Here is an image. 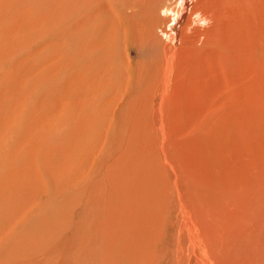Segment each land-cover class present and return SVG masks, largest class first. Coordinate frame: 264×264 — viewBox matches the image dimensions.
Returning a JSON list of instances; mask_svg holds the SVG:
<instances>
[{"label": "rangeland", "instance_id": "obj_1", "mask_svg": "<svg viewBox=\"0 0 264 264\" xmlns=\"http://www.w3.org/2000/svg\"><path fill=\"white\" fill-rule=\"evenodd\" d=\"M191 1L163 89L159 66L165 47L177 42L181 0H0V264H211L194 202L202 195L207 208L203 180L212 174L219 214L230 206L216 221L212 264H264V0H214V29L187 23L212 3ZM128 39L138 45L129 69L122 56ZM75 70L88 79L104 75L87 83ZM108 79L98 93L96 83ZM117 81L118 89L130 85L118 107L107 103ZM195 128L198 147L193 136L184 138ZM193 146L201 169L189 187L186 150ZM223 217L233 227L221 245Z\"/></svg>", "mask_w": 264, "mask_h": 264}, {"label": "bare ground", "instance_id": "obj_2", "mask_svg": "<svg viewBox=\"0 0 264 264\" xmlns=\"http://www.w3.org/2000/svg\"><path fill=\"white\" fill-rule=\"evenodd\" d=\"M114 1V0H113ZM128 1V0H127ZM211 1V0H210ZM219 1V0H218ZM112 2V1H111ZM147 2V1H146ZM192 1L191 0H182V2L180 3V8H179V14H177V15H175V16H177L178 17V19H177V24H176V31H175V38L173 37V39H174V42L175 41H177V42H175L174 43V45L173 44H171V42H170V46H169V48L167 47V49H166V47H165V52H164V56H163V60H162V64H160V72H162V74H163V80H165V82H164V86H162L163 87V89H165V88H167L168 86L166 85V84H169V80H168V78L167 77H169L168 75H169V73H168V70H170L169 68L171 67V64H172V60H173V56L177 53V51H178V49H177V47H176V43H179V39H178V36H177V34H179L180 33V26H183L182 24L184 23L183 21H184V17L186 16V14L189 12V10H190V8L191 7H189V5L191 6V3ZM215 2H217V1H214V0H212V3L211 2H209V5H208V8L205 10V12H202V11H198L197 9L198 8H200V7H197L196 9H195V11L192 13L193 15H191L190 16V19L188 20V22L187 23H190L191 25H195V24H200L201 23V21L202 20H204V19H211V21H212V23H213V20H215V15L218 13L217 12V10H216V3ZM117 3V2H116ZM128 2H126V4H127ZM199 3V2H198ZM112 4V3H111ZM205 4V3H204ZM113 5H114V3H113ZM119 5V4H118ZM112 6V5H111ZM120 6V5H119ZM201 6V5H200ZM106 8V7H105ZM201 8H202V6H201ZM112 9L114 10V7H112ZM193 9V10H194ZM199 10H203V9H199ZM203 10V11H204ZM215 10H216V12H215ZM108 11V10H107ZM260 11V10H259ZM112 12V11H111ZM115 12H116V10H115ZM119 13V12H118ZM247 13V12H246ZM199 14V15H198ZM248 14V13H247ZM104 15H105V13H104ZM109 15H111L110 13H109ZM114 15V14H113ZM122 16V15H121ZM121 16H119V17H121ZM173 16V15H172ZM123 17V19H124V16H122ZM113 19V18H112ZM173 19V18H172ZM116 21H117V19H115ZM128 20V19H127ZM129 21V20H128ZM187 21V20H186ZM110 22V21H109ZM115 22V21H114ZM211 23V24H212ZM113 24V23H112ZM116 24V23H115ZM114 24V25H115ZM197 25H196V27H197ZM215 25V24H214ZM117 26V25H116ZM189 26V25H188ZM212 25H210V27H211ZM217 26V25H216ZM131 28V27H130ZM209 28V27H208ZM207 28V29H208ZM212 28L214 29V27L212 26ZM96 29H98V28H96ZM175 29V28H174ZM197 29V28H196ZM196 29L194 28V27H191V28H189L188 29V31H189V36L188 37H191L193 40H194V38H193V36H194V31H196ZM133 30H134V32H136L135 31V27H133ZM210 31H211V29H209ZM208 30V31H209ZM239 30V29H238ZM128 31H129V33H130V29L127 27L126 29H125V35L127 34V36H129V39L130 38H132V35H131V37H130V35H128ZM198 32V31H197ZM231 32V31H230ZM239 32V31H238ZM262 32H263V34H264V28H263V30H262ZM209 33V32H208ZM174 35V34H173ZM195 35H196V33H195ZM208 35V34H207ZM232 35V34H231ZM113 36H115V35H113ZM125 37V38H128V37ZM211 36V35H210ZM236 36V35H235ZM244 36V35H243ZM96 37V36H95ZM117 37V36H116ZM92 38V37H91ZM90 38V39H91ZM100 38V37H99ZM110 38H113V37H110ZM186 38V37H185ZM206 38H208V36L206 37ZM212 38V37H211ZM102 41L104 40V38L103 37H101L100 38ZM129 39L127 40L128 42L126 43V46H125V52H124V54L122 55L123 56V59H124V61L126 62V65H128V66H126L127 68L128 67H130V68H132L133 67V65H132V63L134 62V58L133 57H131L129 54H130V50L131 49H133V48H135V47H137L138 45L136 44V43H133V42H131L130 43V41H129ZM188 39V38H187ZM212 39H214V38H212ZM240 39V38H239ZM92 40H96L95 38L94 39H92ZM108 40V39H107ZM110 40V39H109ZM220 40V39H219ZM117 41V40H116ZM123 41V40H122ZM197 41V39L194 41V42H196ZM141 42V41H140ZM189 42H190V40H189ZM188 42V43H189ZM199 42V41H198ZM213 42V41H212ZM92 43H93V41H92ZM96 43H99V42H97V40H96ZM102 43V42H101ZM101 43H100V45L99 46H101ZM120 43V42H119ZM211 43V42H210ZM253 43V42H252ZM111 44V43H110ZM117 44H118V42H117ZM80 45V44H79ZM78 45V46H79ZM94 45V44H93ZM104 45H106L105 43H104ZM191 45V44H190ZM190 45H188V46H190ZM215 46H216V44H214ZM218 45V44H217ZM238 45H240V44H238ZM242 45V44H241ZM86 46V45H85ZM98 45H96V46H92V48L93 47H99ZM123 46V45H122ZM186 46V45H185ZM226 46V45H225ZM82 47V46H81ZM84 47V46H83ZM86 47H88V46H86ZM182 47V46H181ZM214 47V46H213ZM247 47V46H246ZM80 48V47H79ZM84 49V51L86 50V48H83ZM91 49V46L89 47V50ZM97 49V48H96ZM105 49V48H104ZM137 49V48H136ZM244 49H246V48H244ZM87 50H88V48H87ZM86 50V51H87ZM93 50H94V48H93ZM188 50V49H187ZM211 50V49H210ZM218 50V49H217ZM83 51V52H84ZM85 51V52H86ZM100 51H101V49L99 50V53H100ZM179 51H180V49H179ZM80 52H82L81 50H80ZM91 52V51H90ZM90 52H88L89 54H90ZM108 52V51H107ZM174 52H175V54H174ZM186 52V51H185ZM184 52V53H185ZM190 51H188V52H186V53H188L187 54V58L186 59H188V58H192L191 57V55H194V53L193 52H190ZM221 52V51H220ZM225 52V51H224ZM237 52V51H236ZM92 53V52H91ZM94 53V52H93ZM109 53V52H108ZM132 53V52H131ZM181 53V52H180ZM192 53V54H191ZM222 53V52H221ZM80 54V53H79ZM82 54V53H81ZM81 54H80V56H81ZM198 54H199V52H198ZM214 54V53H213ZM225 54V53H224ZM74 55V54H73ZM78 55V54H77ZM118 55H121V54H118ZM183 55V54H182ZM223 55V54H222ZM264 55V54H263ZM79 56V58H81ZM72 57V56H71ZM76 57V56H75ZM75 57H73V58H75ZM82 57H84V54H83V56ZM88 57H89V55H88ZM194 57H195V55H194ZM193 57V58H194ZM198 57V56H197ZM225 57V56H224ZM85 58V57H84ZM83 58V59H84ZM95 58V57H94ZM106 58V57H105ZM110 58V57H109ZM112 58V57H111ZM261 58L262 59H264V57H262L261 56ZM83 59H82V61H83ZM97 59V58H96ZM98 59H100L99 58V56H98ZM104 59V58H103ZM120 59V58H119ZM118 59V60H119ZM197 59V58H196ZM254 59V58H253ZM87 60V59H86ZM116 60V59H115ZM193 60H195V59H193ZM91 61V60H90ZM93 61V60H92ZM100 62H101V59L99 60ZM99 61H98V63H99ZM103 61V60H102ZM105 61H107V60H105ZM190 61L192 62V60L190 59ZM196 61V60H195ZM235 61V60H234ZM245 61V60H244ZM256 61V60H255ZM254 61V62H255ZM257 61H259V60H257ZM25 62V61H24ZM97 62V61H96ZM109 62V61H108ZM194 62V61H193ZM26 63V62H25ZM91 63V62H90ZM101 63H103V62H101ZM110 63V62H109ZM112 63V62H111ZM110 63V64H111ZM117 63V62H116ZM197 63V62H196ZM195 63V64H196ZM257 63V62H256ZM86 64H88V63H86ZM103 64H105V62L103 63ZM107 64V63H106ZM122 64V63H121ZM188 64H190V63H188ZM261 64L262 65H264V61L263 60H261ZM54 66H56L55 65V63L53 64ZM83 65H85V64H83ZM91 64H89V66H90ZM96 65V64H95ZM101 65V64H100ZM118 65V64H117ZM225 66H226V64H224ZM89 66H87V68L89 67ZM109 66V64L107 65V67ZM113 66V65H112ZM132 66V67H131ZM178 66H179V64H178ZM181 66V65H180ZM193 66H195V65H193ZM56 67H58V66H56ZM62 67V66H61ZM85 67V66H84ZM84 67L82 66V69H84ZM111 67V66H110ZM121 67V66H120ZM123 67V66H122ZM196 67V66H195ZM200 67V66H199ZM70 67L68 66V69H69ZM87 68H85V69H87ZM91 68V70H92V67H90ZM93 68H95V67H93ZM99 68V67H98ZM97 68V72L99 73V69ZM106 68V67H105ZM115 68V67H114ZM139 68V67H138ZM192 68V67H191ZM190 68V69H191ZM194 68V67H193ZM50 69H52V67H50ZM59 69V68H58ZM57 69V70H58ZM61 69V68H60ZM68 69H66V71H68ZM104 69V68H103ZM129 69V68H128ZM56 70V69H55ZM107 70H108V68H107ZM118 70H120V68L118 67H116V73L118 72ZM162 70V71H161ZM47 71V70H46ZM76 71V70H75ZM81 71V70H80ZM85 71V70H84ZM88 71V70H87ZM95 71V72H96ZM103 71H106L105 69L103 70ZM109 71V70H108ZM107 71V72H108ZM130 71V70H129ZM128 71V72H129ZM151 71V70H150ZM185 71H186V69H185ZM28 72H29V70H28ZM51 72V71H50ZM58 72V71H57ZM60 72H62V71H60L59 70V73ZM77 72V71H76ZM82 72V71H81ZM81 72H79V73H81ZM86 72V71H85ZM96 72V74L93 72V78L95 79L96 77H95V75H97L98 73ZM110 72V71H109ZM108 72V73H109ZM120 72V71H119ZM118 72V73H119ZM125 72V71H124ZM124 72H122L123 73V77H127V76H124V74H127L126 72L124 73ZM131 72H133V71H131ZM142 72V71H141ZM240 72V71H239ZM26 73V72H25ZM44 73V72H43ZM48 73V72H47ZM58 73V74H59ZM90 73V72H89ZM102 73V74H101ZM105 73V72H104ZM108 73H107V76H108V78L109 77H115V78H118V76H121V78H122V75L119 73H117L118 74V76L116 75V73L114 74V75H108ZM144 73H146V71L144 72ZM150 73V72H149ZM154 73V72H153ZM70 74V73H69ZM76 73H74V75H75ZM100 76L102 77V75H104L103 74V72H100ZM142 74V73H141ZM147 74V73H146ZM152 74V73H151ZM184 74V73H183ZM258 74V73H257ZM52 75H53V73H52ZM76 75H78V72H77V74ZM86 74L85 73H83V75H82V73H81V76L80 75H78V78H80V77H82V79L84 78V76H85ZM87 75H88V72H87ZM92 75L90 76V78L88 79V78H86V82H87V79H88V81L89 80H91L92 79V81L90 82V83H93V82H95V80L96 81H98L97 79L100 77H98V75H97V79H93V78H91L92 77ZM117 77H116V76ZM143 75V74H142ZM145 75V74H144ZM143 75V76H144ZM148 75V74H147ZM58 76V75H57ZM60 76V75H59ZM69 76H71V74L69 75ZM89 76V75H88ZM130 75H129V73H128V77H129ZM133 76V75H132ZM37 77V76H36ZM56 77V76H55ZM100 77V78H101ZM104 77V76H103ZM195 77H197V76H193V80H195L196 78ZM43 78H45V77H43ZM48 78V77H47ZM47 78H45V79H47ZM51 78V77H50ZM73 78V77H72ZM71 77H70V79L69 80H71L72 79ZM84 78V79H85ZM112 78V79H113ZM120 78V77H119ZM119 79V80H121V84H123V80H124V78L123 79ZM143 78V77H142ZM145 78V77H144ZM212 78V77H211ZM41 79V78H40ZM56 79V78H55ZM58 79V78H57ZM75 79L77 80V78L75 77ZM75 79H72V81H74ZM102 79V78H101ZM101 79H100V81H101ZM103 79H105V82H106V77L105 78H103ZM127 79V78H126ZM128 79H131L130 77L128 78ZM127 79V80H128ZM140 79V78H139ZM206 79V78H205ZM247 79V78H246ZM52 80H54V79H52ZM68 80V82H70ZM198 80V79H197ZM257 80H259V79H257ZM256 80V81H257ZM40 81H42V80H40ZM44 81V80H43ZM103 81V80H102ZM108 81V83H105L104 81L101 83L100 82V84L99 83H96V85L94 86L95 88V90H98V93H100L99 91H101L102 90V88L103 87H105V88H103V90H105L106 88L108 89V86H106V85H109V83H110V81H109V79L107 80ZM113 81H115L114 79L112 80V82ZM136 81V80H135ZM138 81V80H137ZM139 81H142V80H139ZM263 81V79L261 80V82ZM45 82H47V81H45ZM67 82V81H66ZM119 81H117V87L114 85V90H115V88H116V90L118 89V87L120 86L121 88L123 87V85L121 86V84L120 83H118ZM143 82V81H142ZM74 83H76L77 84V82H74ZM88 83V82H87ZM89 83V84H90ZM116 83V82H115ZM129 83H130V80H129ZM129 83H128V81H127V83H125L124 82V84H125V92L123 91V93L124 94H122L121 92L122 91H120L119 93H118V91L119 90H124V88L123 89H118L117 91H115L114 93L112 92V94L114 95V97H111V99H110V96H109V101H107V103H109L110 101H112L111 103H113L114 105L115 104H117V107H118V104H122V103H124L125 101H127L128 100V96H129ZM135 83V82H134ZM140 83V82H139ZM179 83V82H178ZM253 83V82H252ZM256 83V82H255ZM27 84V83H26ZM42 84V83H41ZM75 84V85H76ZM112 84V83H111ZM118 84H120V85H118ZM137 84V83H136ZM141 84V83H140ZM143 84V83H142ZM180 84V83H179ZM188 84V83H187ZM225 84V83H224ZM258 84V83H257ZM71 85V84H70ZM70 85H67V87L68 86H70ZM93 85L94 84H92L91 86L92 87H88V90H89V92L87 91V93H89V94H92V92H94V89H93ZM129 85V86H128ZM250 85V84H249ZM140 86V85H139ZM161 86V85H160ZM166 86V87H165ZM181 86V85H180ZM257 86H259V85H257ZM72 87H73V84H72ZM98 87V89H96ZM112 87V86H111ZM239 87V86H238ZM261 87V86H260ZM78 88H80V87H78ZM90 88V89H89ZM132 88V87H131ZM139 88V87H138ZM186 88V87H185ZM251 88V87H250ZM256 88V87H255ZM68 89H70V88H67V90ZM74 89V88H73ZM106 89V90H107ZM261 89V88H260ZM102 90V91H103ZM114 90H112V91H114ZM137 90V89H136ZM141 90V89H140ZM148 90V89H147ZM264 90V89H263ZM70 91V90H69ZM76 91V90H75ZM110 91L111 90H109V94H110ZM162 91V90H161ZM255 91V90H254ZM257 91V90H256ZM73 92V91H72ZM84 92H86V90L84 91ZM104 92V91H103ZM160 92V91H159ZM165 91H163V93H164ZM163 93H161L162 94V98L161 99H163V97L165 96V95H163ZM189 93V92H188ZM86 94V93H85ZM134 94V93H133ZM137 94H138V92H137ZM165 94V93H164ZM251 94V93H250ZM71 95V94H70ZM84 95V94H83ZM87 95V94H86ZM86 95H85V97H86ZM96 95V94H95ZM112 95V96H113ZM258 95V94H257ZM249 96V95H248ZM253 96V95H252ZM78 98H80L79 96H77ZM84 97V98H85ZM88 97V96H87ZM97 97V96H96ZM99 97V96H98ZM251 97V96H250ZM134 98V97H133ZM159 98H160V96H159ZM240 98V97H239ZM246 98V97H245ZM262 98H264V97H262ZM247 99V98H246ZM74 100H75V102H74ZM81 99H79L78 101H80ZM83 100V99H82ZM102 100V99H101ZM245 100V99H244ZM248 100V99H247ZM74 103H76V99H73L72 100ZM83 101H85V100H83ZM82 101V102H83ZM95 101V100H94ZM138 101V100H137ZM260 101V100H259ZM262 101V100H261ZM72 102V103H73ZM81 102V101H80ZM80 102H78L79 104H82V103H80ZM129 102V101H128ZM142 102V101H141ZM247 102V101H246ZM248 102H249V100H248ZM247 102V103H248ZM255 102V101H254ZM257 102V101H256ZM89 103V102H88ZM88 103L86 102V104L88 105ZM135 103V102H134ZM137 103V102H136ZM139 103V102H138ZM83 104H85V103H83ZM158 104V103H157ZM161 104V103H160ZM136 105V104H135ZM134 105V106H135ZM88 106H90V105H88ZM133 106V107H134ZM138 106V105H137ZM81 107V106H80ZM136 107V106H135ZM143 107V106H142ZM243 107V106H242ZM111 109V108H110ZM137 109H138V107H137ZM161 109V108H160ZM190 109V108H189ZM142 110H144V108L142 109ZM79 111H81V110H79ZM139 112H140V110H138ZM211 111V110H210ZM83 112V111H82ZM85 112V111H84ZM83 112V113H84ZM209 113V112H208ZM207 113V114H208ZM69 114V113H68ZM145 114V113H144ZM146 115V114H145ZM68 116V115H67ZM95 116V115H94ZM39 117V116H38ZM99 117V116H98ZM110 117V116H109ZM108 117V120L110 119ZM205 117V116H204ZM76 118V117H75ZM208 118V117H207ZM80 120V119H79ZM78 120V121H79ZM101 120V119H100ZM206 120V119H205ZM112 121H113V119H112ZM212 121V117H211V119H210V122ZM79 122H81V121H79ZM154 122H155V120H154ZM206 122V121H205ZM209 122V124H210V126L208 127V129H206V128H204V129H206L207 131H206V133H209L210 131H212V123H210ZM109 124L108 125H112V124H110V122H108ZM242 123V122H241ZM82 124H83V122H82ZM100 124V123H99ZM113 124H114V122H113ZM142 124V123H141ZM200 124V123H199ZM215 124V123H214ZM143 125V124H142ZM205 125V124H204ZM45 126H47L46 124H45ZM79 126H80V124H79ZM78 126V127H79ZM99 126H101V124L99 125ZM201 126V125H200ZM208 126V125H207ZM85 127V126H84ZM109 127V126H108ZM215 127V126H214ZM75 129V128H74ZM76 129H77V127H76ZM79 129H81L80 127H79ZM84 129H86V128H84ZM108 129H111V128H108ZM202 130H203V128H202ZM76 131V130H75ZM79 131V130H78ZM87 130H85V132H86ZM199 131V128L197 129V128H195L194 130H191V131H189L188 133H187V135H186V137H184V138H188L187 140H188V142H189V136H193L192 138H194V140L192 139V138H190V139H192L191 140V142L193 141V143L198 147V145H197V142H199V140H198V136H199V133H197ZM215 131V130H214ZM244 131H245V129H244ZM78 133V132H77ZM212 133V132H211ZM210 133V134H211ZM263 133V132H262ZM75 134V133H74ZM79 134H82V133H79ZM85 134V133H84ZM215 134V133H214ZM209 135V134H208ZM212 135V134H211ZM195 136V137H194ZM214 136V135H213ZM242 136H243V134H242ZM208 137V136H207ZM211 138V137H210ZM211 140V139H210ZM185 141V140H184ZM243 141V140H242ZM190 142V143H191ZM210 142V141H209ZM193 143H191V144H193ZM213 145V144H212ZM212 145H211V143H210V149L208 148V150H207V152H206V161H207V163H208V166H209V170L211 171V174H212V172H213V169H214V163H215V161H214V159H213V148H212ZM192 147V146H191ZM194 147V146H193ZM214 147V146H213ZM228 147V146H227ZM231 147V146H230ZM189 150H186V152H187V155H188V158H189V161L191 162V164L193 165V167H192V169H191V172H190V175L186 178V180H185V182H186V184L188 183V186L190 187V185H189V183L190 182H193L194 184H195V186H196V183H198V181H199V175H197L196 173H195V170H197V169H201L200 168V159H201V155L199 154V152H200V150H199V148H196V147H194L193 148V151H192V149L191 148H188ZM191 149V150H190ZM198 150H199V152H198ZM217 152V151H216ZM216 152H214V153H216ZM263 153V152H262ZM214 156H215V154H214ZM263 156V155H262ZM264 157V156H263ZM257 158V157H256ZM258 158H260V157H258ZM263 161H264V159H262ZM257 161H259V160H257ZM97 162V161H96ZM246 163V162H245ZM94 164V163H93ZM253 165V164H252ZM247 167H248V165H247ZM205 168L206 167H204V170H205ZM207 169V168H206ZM92 170V169H91ZM251 171V170H250ZM90 173V172H89ZM263 173V172H262ZM246 174V173H245ZM248 174V173H247ZM264 174V173H263ZM209 175V174H208ZM257 176V175H256ZM259 178V177H258ZM246 179H247V177H246ZM203 182L204 183H206L205 185H206V189H209L208 190V192L210 193L209 194V197H211V199L209 200V198H207L208 200V206H207V208L204 206L205 205V197L204 198H202L203 196L201 195L200 196V199L199 200H196L197 202H194V207H195V210H196V212H197V214L198 215H202V217H203V219H204V221L203 222H200V224L201 225H205L204 227H205V233H207L206 234V237L208 238L207 239V241L206 242H204V252H206V254H207V256L209 257L210 256V262H211V264L213 263V259H214V257L211 255L212 253H209L208 251H213V249H214V247L215 246H217L216 244H217V240L216 239H219V236L216 238V236L218 235V233H217V235H216V221L218 220V218H219V215L221 216V214L222 215H225V216H227L228 214H230V212H229V210H230V206H228L227 204H225V206H224V209L221 211L222 213L221 214H219L220 213V211L218 210V208H217V204H216V200H214L213 201V195L211 194V193H213L214 192V189H213V182H214V177H213V174H212V176L209 178V183H208V181H207V179L206 178H204V180H203ZM260 184V183H259ZM258 187V186H257ZM263 188V187H262ZM192 189V188H191ZM197 189H199V191H200V185H198L197 186ZM258 190H259V188H257ZM264 189V188H263ZM193 190V189H192ZM216 190V189H215ZM254 191V190H253ZM216 192V191H215ZM222 194V193H221ZM226 193H224V194H222V195H218L219 196V198H221V197H225L224 195H225ZM251 194V193H250ZM250 194L248 193V195H249V197H250ZM245 195H247V194H245ZM253 195V194H252ZM258 198V196H255V198H252V199H257ZM244 199V198H243ZM245 199H247V198H245ZM251 199V198H250ZM254 201V200H253ZM252 201V202H253ZM260 200H258V202H259ZM255 203H256V201H255ZM260 203V205L263 203H261V202H259ZM254 204V203H253ZM257 206V205H256ZM234 209V208H233ZM242 209V208H241ZM218 210V211H217ZM240 210V209H239ZM232 211V210H231ZM245 213H246V211H245ZM244 213V214H245ZM238 214V213H237ZM236 216V215H235ZM241 217V216H240ZM200 218V217H199ZM224 218V217H223ZM228 218H230L229 216H228ZM225 219V224H224V227L222 228V230L221 231H219L220 232V234H221V238H220V244L222 245H224V242H226V243H230V239H232L231 237H232V234L230 233V232H232V227H233V225L228 221V219H227V217H225L224 218ZM248 221V220H247ZM198 222V223H199ZM222 222V221H221ZM232 222V221H231ZM250 222V221H249ZM245 223H246V221H245ZM249 224V223H248ZM222 225V224H221ZM235 226V225H234ZM242 226V225H241ZM240 226V227H241ZM222 227V226H221ZM236 227L237 226H235V230H236ZM249 227V226H248ZM241 228H243V227H241ZM246 229V228H245ZM235 230H234V232H235ZM239 230V229H238ZM241 230H243V229H241ZM217 232H218V230H217ZM233 232V233H234ZM204 236V235H203ZM234 237V236H233ZM202 238V237H201ZM205 239V238H204ZM206 240V239H205ZM207 243H208V245H207ZM219 246V245H218ZM217 246V247H218ZM211 248V250H210V248ZM217 247H215V249L217 248ZM209 249V250H208ZM208 259V258H207ZM226 259V258H225Z\"/></svg>", "mask_w": 264, "mask_h": 264}, {"label": "clouds", "instance_id": "obj_3", "mask_svg": "<svg viewBox=\"0 0 264 264\" xmlns=\"http://www.w3.org/2000/svg\"><path fill=\"white\" fill-rule=\"evenodd\" d=\"M181 2H182V0H181ZM211 23H212L211 19H204L201 21V27H208L211 25Z\"/></svg>", "mask_w": 264, "mask_h": 264}]
</instances>
